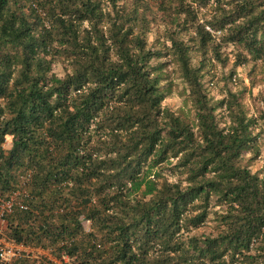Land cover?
Wrapping results in <instances>:
<instances>
[{
  "label": "trees",
  "instance_id": "1",
  "mask_svg": "<svg viewBox=\"0 0 264 264\" xmlns=\"http://www.w3.org/2000/svg\"><path fill=\"white\" fill-rule=\"evenodd\" d=\"M222 1L0 0V199L26 206L5 236L46 252L9 264H264V180L242 158L258 153L257 122L236 94L208 99L192 64L211 31L262 59L264 0H228L200 22ZM152 5L166 40L149 48ZM169 63L194 123L162 106ZM172 161L186 178L160 181L153 169ZM212 212L216 232L189 235Z\"/></svg>",
  "mask_w": 264,
  "mask_h": 264
},
{
  "label": "rangeland",
  "instance_id": "2",
  "mask_svg": "<svg viewBox=\"0 0 264 264\" xmlns=\"http://www.w3.org/2000/svg\"><path fill=\"white\" fill-rule=\"evenodd\" d=\"M228 0L221 2V5L215 6L211 2L205 8L199 10L200 22L208 21L211 18V14L215 11H220V8L230 10L234 7V3L229 5ZM151 10L155 12L152 16L155 18V24L150 28V31L146 34V40L149 48H153L156 45L162 44L166 39L164 36V24H162V18L160 13H156V6L152 5ZM206 29H208L206 27ZM209 30V29H208ZM213 45H209L206 50L199 51L193 47L194 41H192L191 32L181 35L184 41H187L189 46L194 48L192 52V64L202 69V84L203 89L206 92L208 99L213 103L221 100L225 97L227 92H231L238 96V101L242 105L244 114L252 118L257 122L256 127L252 128L253 134H258L259 137L256 141V147L258 153L249 151L243 154V164L251 170L252 173H256L260 178L264 180V57L260 60L253 61L247 54V51L237 43L224 42L222 40V33H214ZM167 46L169 43H167ZM171 57L164 59V61L171 60ZM166 71L168 73L167 82L170 84L169 94L164 99L162 106L169 109L172 112L179 113L182 117H186L187 120L194 123L193 108L188 98L187 85L183 82L180 71L177 66L169 63L167 64ZM52 70L54 74L62 77L66 71L67 64L63 61H58L53 64ZM217 122L220 127H224L228 124V117L224 114L223 110L218 109L215 113ZM11 140L6 138V142L3 144L5 150L9 149ZM175 161L171 163H164L161 166H157L153 169L160 174L159 180H167L168 182L183 181L186 178V172L175 168ZM184 185V184H183ZM214 205V199L211 200L210 206ZM218 210L219 207H212L211 209ZM218 222L215 219V214L212 212L209 215L207 222L199 228L192 230L189 235L200 236L208 235L216 232ZM85 230L89 229V222L84 223ZM38 249H27L26 252L38 255ZM41 254L46 252L40 251Z\"/></svg>",
  "mask_w": 264,
  "mask_h": 264
},
{
  "label": "built area",
  "instance_id": "3",
  "mask_svg": "<svg viewBox=\"0 0 264 264\" xmlns=\"http://www.w3.org/2000/svg\"><path fill=\"white\" fill-rule=\"evenodd\" d=\"M19 193H15L8 200L0 199V263L9 264L14 258L20 256L21 254H28L26 248L22 245L16 244L14 241L8 239L5 236V216L12 211L15 204L18 205L19 209H26V206L15 203L16 197ZM41 255L40 251L37 252ZM59 263V262H58Z\"/></svg>",
  "mask_w": 264,
  "mask_h": 264
}]
</instances>
